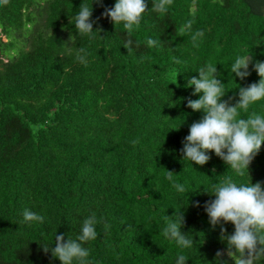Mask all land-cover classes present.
Listing matches in <instances>:
<instances>
[{"label": "trees", "instance_id": "obj_1", "mask_svg": "<svg viewBox=\"0 0 264 264\" xmlns=\"http://www.w3.org/2000/svg\"><path fill=\"white\" fill-rule=\"evenodd\" d=\"M83 2L0 0V264H62L42 245L55 247V233L76 238L92 214L93 264H176L179 255L185 264H235L222 239L235 226L211 225L206 204L215 197L205 187L228 177L264 186V144L244 176L214 150L204 165L186 162L183 142L205 115L188 107L202 93L187 83L217 67L221 99L235 105L240 87L259 82L264 0H170L131 35L104 15L115 0H93L91 39L71 19ZM248 54L241 79L229 65ZM253 111L264 115V100L238 118ZM185 182L193 189L182 194L174 183ZM25 209L44 220L25 221ZM177 212L189 249L163 234L164 217Z\"/></svg>", "mask_w": 264, "mask_h": 264}, {"label": "clouds", "instance_id": "obj_2", "mask_svg": "<svg viewBox=\"0 0 264 264\" xmlns=\"http://www.w3.org/2000/svg\"><path fill=\"white\" fill-rule=\"evenodd\" d=\"M92 2L89 6L84 0L79 10L71 16L82 38L87 36L91 39L96 32L93 29L94 21L91 20ZM95 2L102 4V0ZM169 3L170 0H153L152 8L146 10V0H115L114 7L107 8L104 15L110 17L115 25H122L123 30L131 35L140 27L147 12L165 13ZM200 35L202 33L196 32L192 40L195 42ZM156 42L149 38L147 45L152 46ZM130 44L131 41H128L124 46L127 48ZM87 56L85 49L77 50L76 59L80 63H87ZM249 64V54L237 56L229 65L230 71L243 79L250 75ZM254 70L260 77L259 82L240 87L239 100L235 105L221 99L227 91L225 84L214 75L217 67H202L197 70L199 78L193 76L188 80V87L195 86L193 94L202 93L199 99H189L188 107L196 111L203 110L205 115L191 124L190 134L183 142L182 151L186 162L204 165L211 158L209 150H214L237 176H244L246 172L249 174V164L264 144V115L253 111L250 115L238 117L239 110L247 113L250 105L264 100V61H256ZM174 187L182 194L193 189L187 182L174 183ZM205 191L215 197L206 204L211 225L223 221L232 222L235 226L234 233L222 236L227 241L228 255L234 259L235 264H264V186L260 182H236L228 177L213 183L210 188L205 187ZM23 218L25 221L44 220L43 216L29 209L23 211ZM164 220L163 234L168 239L174 240L184 249L193 246L192 237L182 231L183 217L180 212L174 216L167 215ZM98 223L95 214L89 215L80 224L76 238L70 236L65 240L63 234L55 233V247H52L53 243L42 246L45 252L51 250L52 255L59 258L62 264H93L90 259L91 250L86 245L97 238ZM222 233H227L223 226ZM176 264H185V256L179 255Z\"/></svg>", "mask_w": 264, "mask_h": 264}, {"label": "rangeland", "instance_id": "obj_3", "mask_svg": "<svg viewBox=\"0 0 264 264\" xmlns=\"http://www.w3.org/2000/svg\"><path fill=\"white\" fill-rule=\"evenodd\" d=\"M3 40L6 41L5 37H3Z\"/></svg>", "mask_w": 264, "mask_h": 264}]
</instances>
